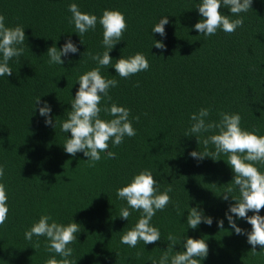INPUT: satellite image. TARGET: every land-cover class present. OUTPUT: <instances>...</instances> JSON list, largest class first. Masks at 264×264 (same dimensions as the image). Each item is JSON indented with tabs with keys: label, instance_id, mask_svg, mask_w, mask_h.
I'll use <instances>...</instances> for the list:
<instances>
[{
	"label": "trees",
	"instance_id": "trees-1",
	"mask_svg": "<svg viewBox=\"0 0 264 264\" xmlns=\"http://www.w3.org/2000/svg\"><path fill=\"white\" fill-rule=\"evenodd\" d=\"M199 2L0 0L5 25L22 26L26 36L23 55L9 61L13 74L0 77V166L4 168L0 183L5 186L9 209L0 225V264H45L55 255L46 250L44 237L33 236L32 241L24 237L41 215L57 223L81 225L77 241L69 245L74 250L70 259L76 264H151L149 258H158L167 248L170 233L181 241L204 239L209 251L201 264H264V249L257 246L259 254L253 255L247 237L235 234L225 217L234 203L231 197L221 198L234 175L227 157L194 159L189 153L203 152L204 146L197 144L195 136H185L192 123L190 114L201 108L210 110L209 121H218L220 112L238 113L242 129L264 135V0H253L251 9L240 14L244 23L234 33L218 30L209 37L193 27L202 19L195 9ZM71 3L98 18L105 9L121 12L127 29L109 53L113 64L136 53L149 63L147 71L128 79H122L111 65L100 69L106 79L118 81L117 87L109 89L111 101H102L101 107L116 103L128 108L136 135L125 136L119 146L110 143L108 150L115 157L101 153L94 167L82 152L70 156L64 151L71 133H63L60 126L79 88L78 77L97 67L87 53L102 54L106 49L99 23L80 38L75 33L69 22ZM220 11L231 16L228 8ZM164 16L169 22L161 37L151 30ZM68 39L79 51L62 56V65H50L47 49L54 43L59 49ZM153 40L166 48H155ZM36 97H40L39 107L44 102L50 105L55 128L46 125L38 107L34 108ZM136 116L139 121L133 119ZM100 118L112 117L102 111ZM210 134H200L201 139ZM208 147L214 151L212 145ZM256 166L264 172V166ZM145 169L157 180L159 191L171 185V203L151 221L160 230L161 240L129 247L120 242V236L141 213L130 210L128 220L119 217L121 207L127 205L117 198L116 189ZM231 195L238 196V191ZM188 207L202 209L212 218L211 226L201 223L195 230L187 228ZM259 215L264 216V209ZM233 219L238 227L251 230L244 219L234 215ZM218 220H223V229L217 227ZM37 239L40 246L33 249ZM173 250L183 249L175 245Z\"/></svg>",
	"mask_w": 264,
	"mask_h": 264
},
{
	"label": "clouds",
	"instance_id": "clouds-1",
	"mask_svg": "<svg viewBox=\"0 0 264 264\" xmlns=\"http://www.w3.org/2000/svg\"><path fill=\"white\" fill-rule=\"evenodd\" d=\"M252 3L253 0H200L195 5V9L198 10L202 19L193 27L205 37L215 35L218 30L232 34L237 28L243 26L244 19L240 14L248 12ZM222 7L228 8L231 16L237 18L232 19L230 15H224L220 11ZM68 11L71 13L69 22L74 25L75 33H79V38L90 29L94 30L97 23L103 29L101 43L106 51L102 54L87 53L90 59L96 62L97 67L78 77L79 88L70 102L71 107L67 118L60 126L63 133H71V137L66 138L63 144L64 151L70 156L82 152L87 157L85 161L90 167H94L96 162L100 161L101 153H106L107 158L115 157V153L108 150L110 143L112 146H119L124 142L125 136L131 138L136 135V130L129 120L130 110L128 108L118 106L116 103H105L104 107H101L102 101H111L109 89L117 87L118 81L106 79L101 75L100 69L111 65L122 79H128L139 72L147 71L149 63L142 53H136L127 58L120 57L113 64L109 53L122 40L127 29V22L121 12L105 9L98 18L94 14L81 12L76 3L69 4ZM168 22L167 16L161 17L152 27L151 32L164 37L166 35L165 25ZM25 41L24 28L20 25L6 26L4 15L0 14V77L13 74L9 61L23 55ZM80 43L84 44L82 39ZM153 46L161 50L166 48L161 41L157 40H153ZM78 51L71 39L66 40L59 49L54 43L46 52L49 57L48 63L62 65L64 63L62 56H67L69 53L75 54ZM40 103V97H36L34 108L38 107L39 114L45 117L46 125L55 128V123L49 115L50 105L44 102L43 106L39 107ZM102 111L112 118L101 119ZM218 115V121L207 120L210 116V110L207 108H201L198 112L190 114L189 119L192 123L185 136H195L197 144H203L204 151L194 150L189 155L197 160L208 157L213 161L220 160L218 157L222 154L227 157L226 163L234 175L231 186L221 198L228 200L231 197L234 203L229 205L225 217L235 234L247 237L252 254L257 255L259 254L256 251L257 246L264 249V216L259 215L264 209V172L256 166H264V135H257L255 131L242 129L241 116L238 113L220 112ZM133 119L139 121L140 117L136 116ZM202 133L211 134L201 139L200 134ZM209 145L214 147V151L209 150ZM3 176L4 168L0 166V178ZM172 190L169 184L163 192L159 191L157 180L147 169L134 174L125 186L116 189L117 198L126 201L127 205L121 207L119 217L128 220L131 211L141 213L134 226L120 236L122 244L136 247L141 241L146 245L161 240L160 230L154 227L151 221L158 211L165 210L171 203L169 193ZM234 191H238V196L231 195ZM7 200L5 186L0 183V225L7 220L9 211ZM248 212H252L253 215L249 216ZM233 215L236 219L247 221L251 225V230L246 231L238 227ZM212 222V218L204 215L202 209L188 207L187 228L195 230L201 223L211 226ZM217 227L223 229V220L217 221ZM80 232L81 225L76 222L65 225L52 220L49 215H41L38 221L25 230L24 237L28 241H32L33 236L45 238L46 250L55 254L47 259L45 264H76V261L70 259L74 250L69 245L77 241V234ZM167 241V248L158 258H149L151 264H201V261L208 255V245L202 238L186 237L181 241L170 233ZM175 245L182 246L183 250L174 251ZM39 246L40 242L37 239L33 249Z\"/></svg>",
	"mask_w": 264,
	"mask_h": 264
}]
</instances>
